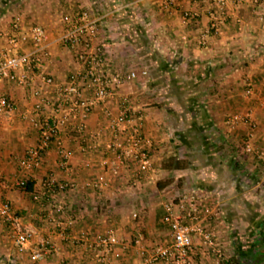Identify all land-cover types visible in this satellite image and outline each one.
Here are the masks:
<instances>
[{"label": "crops", "instance_id": "crops-1", "mask_svg": "<svg viewBox=\"0 0 264 264\" xmlns=\"http://www.w3.org/2000/svg\"><path fill=\"white\" fill-rule=\"evenodd\" d=\"M84 9L99 18L97 42L106 50L105 67L136 74L117 93L130 98L128 127L152 140L154 169L145 178L137 177L133 163L118 176L99 165L112 137L104 130L108 119L99 107L85 122V133L72 130L75 116L61 132L70 153L67 170L58 167L53 146L40 166L20 167L39 138L29 118H46L51 104L60 99L56 84L81 68L75 51L57 39L62 15ZM15 14L21 16L20 51L32 47L27 33L31 24L47 31L44 71L55 82L42 87L44 110L34 114L35 99L26 93L40 85L38 76L28 88L0 80V96L17 105L13 115L0 114V198L9 200L23 227L35 231L33 242L45 238L53 243L54 249L38 264H102L98 246L73 244L66 235L83 231L92 241L109 228L119 239V254L109 255L106 264H146L143 250L171 240L163 205L173 202L177 212L178 196L192 189L206 192L214 212L210 225L226 256L221 264H264V164L244 149L245 142L264 149V0H226L222 9L215 0H0L1 33L10 30ZM5 45L0 38V47ZM107 105L116 115L115 101ZM233 114L247 117L255 127L245 122L229 127L226 120ZM97 130L102 134L90 137L88 133ZM93 143L98 144L95 150H80ZM244 170L252 173L248 189L231 177V172ZM98 173L110 180L103 191L76 187L53 192L43 187L49 174L59 181L83 183ZM20 179L31 181L32 190L20 188ZM33 193L40 198L34 200ZM138 233L143 238L135 244ZM0 264H30L28 250L16 252L8 227H0ZM193 264L219 263L210 256H195Z\"/></svg>", "mask_w": 264, "mask_h": 264}, {"label": "built area", "instance_id": "built-area-1", "mask_svg": "<svg viewBox=\"0 0 264 264\" xmlns=\"http://www.w3.org/2000/svg\"><path fill=\"white\" fill-rule=\"evenodd\" d=\"M167 3L171 0H166ZM256 2V0H254ZM217 7L222 9L226 0H215ZM188 17L184 20L187 22ZM63 29L58 41L73 49L81 68L72 72L65 81L56 84L59 101L51 104L49 114L43 120L30 117L29 121L39 132L36 144L29 147L20 160V167L33 169L41 165L43 154L53 146L58 155V167L67 170L69 168L70 153L67 150L61 132L70 124L75 116L76 122L72 130L79 134L86 132L85 122L91 112L99 107L108 122L104 130L111 134V140L107 142L100 166L110 169L113 176L120 175V171L131 163L135 165L137 177L145 178L153 173V159L150 154L152 140L143 135L136 127H128L131 121L133 109L128 95L117 92L130 82L135 76L134 71L121 72L105 67L106 50L103 44L97 42L99 31V18L88 9L79 11L74 15L64 14L61 17ZM28 37L31 49L20 51L21 16L15 14L11 18L10 30L0 32V38L6 42L0 47V80L5 78L21 87L28 88L32 85L34 76H38L40 85L30 87L26 97L35 99L32 104L34 114L44 110V101L41 98L42 87L55 85L51 75L44 71L50 42L47 31L39 24L29 26ZM37 71V73H36ZM90 92V95H88ZM250 93V89H247ZM109 100H114L118 108L116 115L107 105ZM16 103L11 98L0 96V114L11 116L15 113ZM142 116V115H140ZM248 123L251 128L255 124L247 117L233 114L226 120V125L235 127L238 123ZM90 137H99L102 130L88 133ZM98 144H88L80 147L83 153L96 149ZM244 149L260 159L264 164V149L255 148L250 142H245ZM89 166V163L85 164ZM110 184L109 178L104 173H98L92 179L83 183H76L71 179L57 180L49 174L43 181V187L53 192H65L78 188H91L95 191H103ZM17 185L23 189L25 179L17 181ZM42 194H44L42 192ZM32 198L38 200L40 193H33ZM206 192L202 189H192L178 196L174 211L173 202L163 205V222L167 226L171 240L165 244L152 246L146 252V264L168 262L169 264H193L195 256L212 257L217 263L226 260L222 244L214 228L210 225L214 212L209 207ZM60 210V208H59ZM132 217H138L133 212ZM72 220L68 226H72ZM0 227H8L13 240L14 248L18 254L28 250L30 264L40 263L53 249L54 245L49 239L42 238L33 242L35 231L29 227H23L19 217L12 213L8 199L0 198ZM140 233L134 238L135 244L142 240ZM66 239L71 243L86 242L88 247L98 246L103 254L98 261L106 264L110 256H118L115 247L119 245V239L113 228L104 233H97L91 241L86 232L71 230ZM110 255V256H109Z\"/></svg>", "mask_w": 264, "mask_h": 264}, {"label": "rangeland", "instance_id": "rangeland-1", "mask_svg": "<svg viewBox=\"0 0 264 264\" xmlns=\"http://www.w3.org/2000/svg\"><path fill=\"white\" fill-rule=\"evenodd\" d=\"M140 72H141V70L139 71V73ZM236 148H238V147H236ZM251 174H252L251 172H247V171H245V172H242V171L236 172L235 171V172H231V177L233 180L235 179V182H237V185H239V187H243L242 189H248V186L246 187V184H247L246 180L252 178ZM222 262H225V261H221L219 264H221Z\"/></svg>", "mask_w": 264, "mask_h": 264}, {"label": "trees", "instance_id": "trees-1", "mask_svg": "<svg viewBox=\"0 0 264 264\" xmlns=\"http://www.w3.org/2000/svg\"><path fill=\"white\" fill-rule=\"evenodd\" d=\"M176 163H178V162L176 161ZM23 189L26 191H31L32 190V182L26 179Z\"/></svg>", "mask_w": 264, "mask_h": 264}]
</instances>
